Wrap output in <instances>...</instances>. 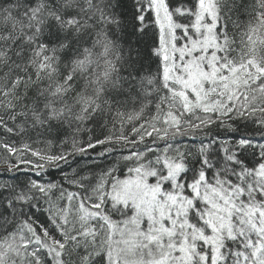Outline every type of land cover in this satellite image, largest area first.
Segmentation results:
<instances>
[{
    "label": "snow or ice",
    "instance_id": "6c2138e0",
    "mask_svg": "<svg viewBox=\"0 0 264 264\" xmlns=\"http://www.w3.org/2000/svg\"><path fill=\"white\" fill-rule=\"evenodd\" d=\"M0 264H264V0H0Z\"/></svg>",
    "mask_w": 264,
    "mask_h": 264
}]
</instances>
